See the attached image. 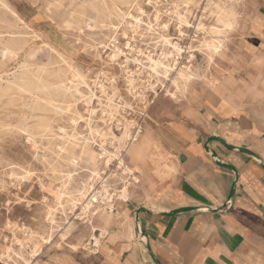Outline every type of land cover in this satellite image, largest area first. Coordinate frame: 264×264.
I'll return each mask as SVG.
<instances>
[{
  "label": "rangeland",
  "instance_id": "obj_1",
  "mask_svg": "<svg viewBox=\"0 0 264 264\" xmlns=\"http://www.w3.org/2000/svg\"><path fill=\"white\" fill-rule=\"evenodd\" d=\"M73 1L71 4L70 0H10L22 17L23 36L30 39L28 49L36 50L31 61L36 67L65 68L68 96L59 97L65 101L58 100V104L64 105L65 109L43 110L33 103L37 95H43L41 92L26 91L15 84L4 91L5 94L0 92V264H85L91 260L87 253L94 252L96 246L90 237V230L85 229L81 205L71 209L68 200L71 188L83 186L89 170L87 164L79 159L78 164H70L66 153L61 155L66 158H60L59 146L64 139L73 140L74 137L81 145L84 138L91 135L95 151H99L100 144H103L114 155L128 121L142 127L136 144L143 139L150 124L154 135L144 156L145 151L139 156H131L122 150L125 164L133 169L134 174L123 173L115 157L110 164L101 163L99 166L102 175L108 178L114 197L113 207L102 205L94 217L93 223L98 226L95 233L100 235L99 214L115 210V203L123 201L118 196L126 184L129 190L126 200L131 197L141 184L137 170L141 171V167L149 165L159 167L167 161V158L159 156L162 125L195 99L191 91L210 84L213 74L225 63L230 43L243 34L244 22L250 18L255 7L253 0H115V10L111 16H105L89 7V0ZM216 3L222 6L232 4L237 24L219 34L223 47L209 60L208 51L202 50L201 46L216 36L212 33L214 27H222L216 21ZM83 8L87 13L84 18L80 16ZM199 24L202 28H197ZM164 37L177 43L184 51L178 54ZM114 53L117 55L114 56ZM168 53L171 55L166 58L164 55ZM24 58L25 55L21 62ZM159 59H168L174 66L168 77L160 68L155 70L153 60ZM19 61L9 60L0 67V84L3 87L14 80L13 73L19 75L22 72ZM182 65H191L198 77L190 83L187 96L176 99L171 93H179V90L173 79L177 77V68ZM74 71L81 76L74 77ZM76 86L80 93L75 91ZM69 88H72L73 94ZM42 119L47 120L49 129L36 127ZM146 134L149 136V132L146 131ZM79 148L77 146L75 150L76 155ZM139 159H142L140 163ZM51 166H54L53 169ZM68 172L73 174V178L66 182L68 189L62 193L59 188ZM59 175L64 177L59 178ZM94 184L102 189L98 181ZM80 213L81 217L75 218ZM50 215L55 218L53 222L47 219ZM68 220H74L76 225L62 238ZM42 236L47 240L44 241Z\"/></svg>",
  "mask_w": 264,
  "mask_h": 264
},
{
  "label": "crops",
  "instance_id": "obj_2",
  "mask_svg": "<svg viewBox=\"0 0 264 264\" xmlns=\"http://www.w3.org/2000/svg\"><path fill=\"white\" fill-rule=\"evenodd\" d=\"M253 1L213 80L162 125L167 161L139 166L85 264H264V0ZM147 127L131 156L151 146Z\"/></svg>",
  "mask_w": 264,
  "mask_h": 264
},
{
  "label": "bare ground",
  "instance_id": "obj_3",
  "mask_svg": "<svg viewBox=\"0 0 264 264\" xmlns=\"http://www.w3.org/2000/svg\"><path fill=\"white\" fill-rule=\"evenodd\" d=\"M49 3H50V1H49ZM70 3L72 4V3H74V1L70 0ZM60 4H63L62 1H60ZM87 5L89 7H92L93 10L95 9L98 12H101L103 15L106 16V15H110L113 12V10H115L116 2H115V0H110V2L108 0H89ZM84 11L85 10L83 8V11L80 12V16H82V18H84V16L87 14V13H84ZM214 12L216 13V16H217L216 21L218 23H220L222 25V27H214L212 29V33H215L216 36L213 37L212 40L206 41L201 46L202 50H207L208 51L209 60L212 59L214 54L219 53L221 51L222 47H223V39L219 36V34L223 33V31H228V30L233 29L236 26V24H237L236 11H235V9H234L232 4L231 5L227 4L225 6H222L221 4L218 3L216 5V10ZM124 16H126V15H124ZM182 20H183V18L180 16V21H182ZM22 21H23L22 17L19 15V13L17 12V9L13 6V4L10 2V0H0V67L2 65H4L9 60L20 59L19 68H22V72H19L20 73L19 75H15L13 73L14 80L11 81V82H8L5 87H3L2 84H0V92H1V94L2 93L5 94L4 91H8V89L12 88V84H15L17 87H19V88H21L23 90L31 91V92H41L43 94V95H37L35 97L33 103L36 105V107H38L40 109H43V110L48 109V108H51L52 110H53V108L62 109L63 110V109H65L64 105L58 104V100L65 101L64 99H60L59 97H64L65 98L66 96H68L67 95L68 90H66L67 86L65 84V77H66V74H67V70L65 68L61 67V66H54V67H49V68H47L46 66L36 67V64L31 61V58H34L35 55H36V50L35 49H28L29 48V44H30V42H29L30 39L27 38L26 36H23L25 31L23 30V27L20 24ZM70 23H72V22H70ZM112 24H114V23H112ZM103 25H104V23H103ZM68 27H69V24H68L67 28ZM197 28H202V25L199 24L197 26ZM221 28H223V29H221ZM165 41L168 44L172 45L175 48V50L178 52V54H180V52L184 51L177 43H172L168 38H165ZM46 45H49L50 47L53 48V46H51L49 43H46ZM118 51H119V49H118ZM23 55H25V58L21 62V60H22L21 58L23 57ZM116 55H117V53H114V56H116ZM169 55H171V53L165 54L164 56L166 58H168ZM148 56L150 57V55H148ZM180 57L182 58V56H180ZM129 61H131V60H129ZM153 64H154L155 70L160 68L163 71V74L165 76H167V77L169 76L170 71L174 69L173 68L174 66L170 63V61L168 59L167 60H163V59L153 60ZM137 73H138V71H137ZM73 76L74 77H80L81 75L79 74L78 71H74ZM196 77H198V74L192 69L191 65H182L180 68H177V77L173 79V82L177 86V89L179 90V93L172 92L171 93L172 96L174 98L185 97L187 92H188L190 83ZM66 79H68V78H66ZM71 84H72V82H71ZM71 89L72 88H69V92L71 94H73V91ZM75 91L80 93V91L77 88V86L75 87ZM1 96H3V95H1ZM92 96H93V93L91 94V96H89V99H88L89 102L91 101ZM23 105L24 104H22V106ZM27 105H28V103H27ZM34 109H36V108H34ZM52 110H51V112H52ZM145 110H146V108H145ZM51 118H52V116H51ZM133 126H135L134 130L132 129ZM36 127L38 129H40V130H47V129H49V124H48L47 120L42 119L36 124ZM141 128L142 127L140 125H138V127H137L135 122L128 121L127 124L124 126V130L121 133L122 134L121 137L119 138L120 139V146L117 148V153L114 154V155H111L110 152L107 151L104 148L103 144H100V148L98 149L99 151H95L93 149V143H92L91 135H90V137H85L84 138V142L81 145H79L75 141L76 137H74L73 140H70V139L69 140L68 139L65 140L64 139V141L62 142V145L59 146L58 155L61 156V155L66 153L67 154V159H68L70 164H73V165L78 164V159L83 161V162H85L87 164V167H88V170H89L88 177H89L90 180L87 177V180L84 182L83 186H81L79 188L78 187L77 188H73L72 187L71 188L72 190L69 193L67 191V193L69 195V199L68 200H70L69 202H70L71 209L77 208L78 204L81 205L80 206L81 213L84 214V216L81 217L82 214L80 213V215L77 214L78 216H75V218H77V217H81L82 218L83 223L86 226L85 229H89L90 230V233H89L90 237H91L92 240H94V245H96V246H98L100 244L101 238L106 233V229H104V227L100 226L101 234L97 235L95 233V231L97 230L98 226L93 223L94 217H95V215L96 216L98 215L99 208H101L102 205H104L105 208L113 207V205L111 203V201H113V196H112L113 194L110 191L108 178H107V176L102 175V172L100 171L99 166H100L101 163H106L107 165L110 164L109 162L113 159V157H115V158L118 159V164L122 168L123 173L130 174V175L134 174L133 169L131 167H129V165L127 166L125 164V160H124L125 153H123L122 150L128 152L130 155L135 153V151L137 150L136 141L138 140V136H139V134L142 131ZM62 130L65 131L64 129H62ZM146 130H148V127H147ZM66 131H67V129H66ZM91 133H92V131L90 132V134ZM92 136H93V134H92ZM77 146H79L80 148H79V154L76 155V151L75 150H76ZM60 158H66V157L61 156ZM54 159H53V161H55ZM62 160H64V159H62ZM66 163H68V162H66ZM53 164H54V162H53ZM55 164H58V163L56 162ZM59 165H60V163H59ZM53 167H52V169H53ZM63 167L65 168L64 165H63ZM56 168H58V167H56ZM64 168H62V171H63ZM24 171H26V170H24ZM4 175H6V174H4ZM11 175H12V173H11ZM57 175H58V173H57ZM57 175H56V177H57ZM23 176L26 177V175H23ZM61 176H63V175H61ZM61 176L59 178H61ZM72 178H73V174L68 172L66 174L65 182L59 188V191H61L62 193H66V189H68V186H67L66 182L72 181ZM120 178H124V177L120 175ZM120 178H119V180H120ZM134 178L136 179V176ZM125 179H124V181H125ZM95 181H98V183L100 185L99 187H101L102 189H99L97 186H95V184H94ZM128 192H129L128 185L126 184V185H124V188L120 190L118 198H120L122 200H126L128 198V194H129ZM106 204H108V205H106ZM61 205L59 204V206H61ZM57 211H60V210H57ZM62 213H64V212H62ZM106 214H107L106 212L100 213L99 214L100 215L99 216L100 220L101 219L104 220L106 218ZM51 216L52 215H50V217H48L47 219L48 220L50 219L53 222L55 220V218L53 219V216L52 217ZM64 216H66V215H64ZM40 218L41 217H39V219ZM43 218L44 217H42V219ZM67 224H68V226H66L64 228V230H63V232L61 234L62 238H65L67 236V234L71 231V229L75 227L76 222L74 220L73 221L68 220ZM62 225H64V224H62ZM54 228H51V229L53 230ZM42 238H43L44 241L47 240L43 236H42ZM50 238H52V235H50ZM50 238H49V240H50ZM17 240H18V238H17ZM34 251H36V250L34 249L33 253H34ZM28 255H30V254H28ZM17 256H18V254H17ZM18 261H19V259H18ZM30 262H31V260H30Z\"/></svg>",
  "mask_w": 264,
  "mask_h": 264
},
{
  "label": "built area",
  "instance_id": "obj_4",
  "mask_svg": "<svg viewBox=\"0 0 264 264\" xmlns=\"http://www.w3.org/2000/svg\"><path fill=\"white\" fill-rule=\"evenodd\" d=\"M113 199H114V197H113ZM113 202H114V201H111L112 205H113Z\"/></svg>",
  "mask_w": 264,
  "mask_h": 264
}]
</instances>
